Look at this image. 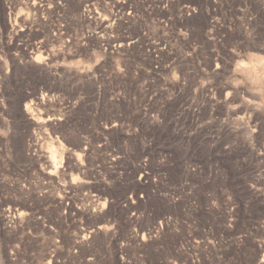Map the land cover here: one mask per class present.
Masks as SVG:
<instances>
[{"label": "rangeland", "instance_id": "374dc122", "mask_svg": "<svg viewBox=\"0 0 264 264\" xmlns=\"http://www.w3.org/2000/svg\"><path fill=\"white\" fill-rule=\"evenodd\" d=\"M261 259L264 0H0V264Z\"/></svg>", "mask_w": 264, "mask_h": 264}, {"label": "bare ground", "instance_id": "6f19581e", "mask_svg": "<svg viewBox=\"0 0 264 264\" xmlns=\"http://www.w3.org/2000/svg\"><path fill=\"white\" fill-rule=\"evenodd\" d=\"M168 1V0H167ZM171 1V0H170ZM173 1H175V0H173ZM162 2V1H161ZM172 3V2H171ZM168 4H169V2H168ZM165 5H166V3H165ZM164 5V6H165ZM170 6V5H169ZM162 7V6H161ZM167 7V6H166ZM185 9L188 11V14L190 15L192 12H194V13H196V12H198V10H199V8L197 7V5L195 6V5H186L185 6ZM263 60V59H262ZM263 62V61H262ZM32 103V102H31ZM27 110L29 111V109L31 108L29 105H27ZM35 113V112H34ZM36 120H38V122L40 123V125H44L45 124V120L43 119V117L42 116H37V119ZM49 156L47 157L48 158V162H49V165L51 166V167H53L54 169H57L58 168V162H59V160H58V154H57V150L56 149H53L52 147H50V149H49ZM50 172H53V170H50ZM262 260V262L264 261V259H261ZM260 260V261H261Z\"/></svg>", "mask_w": 264, "mask_h": 264}]
</instances>
